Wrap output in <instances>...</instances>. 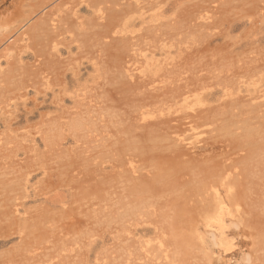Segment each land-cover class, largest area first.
<instances>
[{"label":"rangeland","instance_id":"374dc122","mask_svg":"<svg viewBox=\"0 0 264 264\" xmlns=\"http://www.w3.org/2000/svg\"><path fill=\"white\" fill-rule=\"evenodd\" d=\"M123 1L0 0V264H264V0Z\"/></svg>","mask_w":264,"mask_h":264},{"label":"bare ground","instance_id":"6f19581e","mask_svg":"<svg viewBox=\"0 0 264 264\" xmlns=\"http://www.w3.org/2000/svg\"><path fill=\"white\" fill-rule=\"evenodd\" d=\"M121 1V0H120ZM136 1V2H135ZM134 2H132L131 0H124L123 3L120 4L121 8L119 11H117L116 13L122 12V11H126V10H130L134 7H140L141 5V0H139V3H137L138 0H135ZM117 5H119V3H117ZM94 8V7H93ZM116 11V10H115ZM13 206V204L11 205ZM15 208V207H14ZM13 209V208H12ZM17 209H14L13 212H16Z\"/></svg>","mask_w":264,"mask_h":264}]
</instances>
